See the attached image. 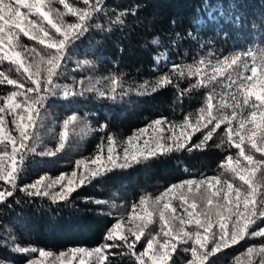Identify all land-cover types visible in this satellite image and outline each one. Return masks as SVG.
Segmentation results:
<instances>
[{
    "label": "trees",
    "instance_id": "obj_1",
    "mask_svg": "<svg viewBox=\"0 0 264 264\" xmlns=\"http://www.w3.org/2000/svg\"><path fill=\"white\" fill-rule=\"evenodd\" d=\"M46 4L61 14L65 25L83 24L86 31L66 47L60 73L54 78L57 87L70 86V94L64 97L56 95L57 87L51 93L26 92L35 86L23 68L0 56V106L6 110L3 125L14 128V120L26 121L31 134L26 143L35 149L18 146L13 158V145L0 138V158L16 172L13 185L0 180V191L12 192L0 200V264H27L38 250L59 253L101 245H118L106 249L101 264H140L137 255L157 233L155 223L146 228L134 250L122 238L106 239L126 209L184 181L187 173L218 177L247 189L227 166L229 157L242 161L229 130L239 128L250 111L239 89L241 83H250L243 72L247 54L252 55L257 75L264 63V0H88L87 4L84 0H46ZM64 4L87 9L86 20L72 15ZM219 8L225 12L223 18L213 11ZM20 11L26 14L28 10L21 7ZM28 18L48 28L51 37L62 38L42 18ZM12 40L25 66L46 79L47 57L55 49L23 33ZM162 55L165 62L157 66L156 59ZM237 56L240 59L231 64ZM8 80L23 81L24 88ZM13 92L21 104L15 111L5 106L4 99ZM250 103L258 102L253 97ZM28 105L38 108L42 119L33 115L34 122L28 121ZM209 105L215 118L209 116ZM20 115L25 120H19ZM156 120L193 124L194 130L188 131L182 148L127 167H112L88 178L64 200L53 199L51 194L58 191L54 185L41 186L38 195L27 187L41 178L47 184L51 177L70 173L109 137L124 139ZM245 128H251V123ZM210 130L212 135L206 140ZM232 140L239 142L234 132ZM242 147L254 159H264L247 139ZM255 179L257 191L263 192L261 171ZM261 229L264 217L258 216L248 231ZM175 245L167 264H189L192 241L178 239ZM261 247L264 236L248 235L211 255L204 264H264V254L251 255Z\"/></svg>",
    "mask_w": 264,
    "mask_h": 264
},
{
    "label": "snow or ice",
    "instance_id": "obj_2",
    "mask_svg": "<svg viewBox=\"0 0 264 264\" xmlns=\"http://www.w3.org/2000/svg\"><path fill=\"white\" fill-rule=\"evenodd\" d=\"M61 3H64V0H60ZM87 4L88 0H84ZM18 6H13L11 3H6L5 0H0V54L4 59L10 60L14 63L19 64L23 68L24 73L27 74L28 79L31 81L32 85L35 87L26 88V92H36L41 91L51 93L56 89V78L59 75L58 69L61 67L62 59H65L63 53L68 45H70L75 38L86 31V26L78 23H69L64 24L60 19L61 14L51 7L50 4H46V0H17ZM26 8L28 11L26 14H22L20 8ZM64 7L69 10L72 15L79 16L81 21H85L88 16L87 9H75L68 4H64ZM29 15H35L40 18L47 25H49L55 32L58 34L61 39H55L50 36L49 29L44 27L43 24L29 19ZM7 29V31H6ZM19 32H16V30ZM19 33L29 39L36 40L41 45L49 49H55V52L50 54L47 57V77L46 79L38 77L37 72L30 71L28 66H25L24 61L21 59V53L12 47L13 40L12 37L19 36ZM5 36H8V40H5ZM51 42H48V41ZM17 45L19 44L18 40L16 41ZM7 46V50H5ZM240 59L239 56L234 57L231 61V64H236ZM251 75L245 76L244 79L250 81L248 84L241 83L239 89L243 92V105L248 106L250 109L246 119H241L239 128L229 130V139L235 145V147L240 149V156L246 162L245 166H241L239 161H233L231 157L228 158V167L238 179L242 182L243 185H247V189L242 188L241 186H234L232 183L227 184L226 190L223 186L216 188L213 181L219 183L216 177H207L206 179H201L199 181H193L191 179L185 180L183 184L192 186L194 183L199 189L202 185L207 184V189L200 191L198 197L194 199H199L208 207L203 211H200L197 207V203L192 202L188 204V208L185 209L187 212L188 224L195 223L198 229L195 232L185 231L183 225L186 223L183 216L168 217L165 215V212H175V208L171 207L170 202H164L162 207L158 206V203H154L152 206V213L158 212L159 219L162 222L166 231H164V236L166 237L163 242L159 243L158 248L154 249L155 238L149 239L147 247L144 252H141L137 255V259L140 264H148L150 261L151 264H167L168 259L170 258V252L167 249H176L175 244H170L168 237L171 239H179V242H187L188 240L193 241V247L191 248V254L193 259L189 261V264H204L205 261H208L211 255H214L220 252L223 248H227L231 245L238 243L240 240L244 239L245 236H264V229H261L257 232H249L248 229L252 224L255 223L256 217H264V192L257 191V183L255 179V174L257 171H261L262 176H264V159H254L252 154H249L242 147L245 139H247L251 148L256 152H259L262 157H264V63L260 66L259 75H257L258 68L252 66L250 69ZM9 84H16L19 88H24L23 81L17 82L15 80H8ZM259 89V90H258ZM16 93L13 92L10 96L5 97V106L10 107L11 111L21 108V104L15 100ZM64 95L67 96L68 92L65 91ZM258 103H250V99L253 98ZM44 97H40L42 101ZM27 104V101H25ZM4 108H0V112H4ZM25 111L28 112V121H33V115L40 117L42 119L40 110L33 109L31 105H28L25 108ZM209 116H212L211 105H209ZM19 120H25L23 115L19 116ZM34 122V121H33ZM3 119L0 118V133H3ZM16 125L17 130L19 131V145H17V140L15 137L8 136L5 137L9 143L13 145V158L17 151V147L29 148V150L34 151V148L27 145V141L30 139L31 134L26 131V125L24 123H18L16 120L13 121ZM155 125L159 126L162 122L156 120L153 122ZM211 123V119L207 121ZM207 123L203 126L207 127ZM247 123H251V128H245ZM220 124L217 123L216 127H219ZM151 127V125H150ZM199 130V129H197ZM145 129H141L140 133H143ZM159 131V128H157ZM239 137V142L232 140V133ZM212 135L210 130L205 137L209 139ZM134 139L130 137L129 141ZM163 137H158L155 140V144L158 147H164L162 144ZM178 143L177 147L182 148L184 146L183 141L179 137L176 138ZM112 143L111 137H109V144ZM203 143V142H202ZM144 144L148 146L145 149H136L137 152L148 151V155H155L149 146V142L146 140ZM63 147V145H61ZM132 148H136L135 144H131ZM199 147V145H197ZM41 155H51V153H40ZM129 160L136 161V155H129V150L125 149L124 164H117V159L113 155V148H108L107 161L104 163L101 162V156L96 155L93 163H96L98 166L96 169L92 170V175H100L103 171L110 170L106 167L107 163H111L113 166L127 167ZM77 163H81L78 161ZM16 178L15 169H9V167L4 166L0 163V180H4L7 184H14ZM65 180L64 176L57 178L50 183L43 184V178L40 181H37L35 184L28 185V188H33L36 190V194H40L41 186L44 188H51L54 184L60 183ZM79 180L80 184L83 185L86 183L85 176H77L76 172L71 174V178L67 179L66 185L61 184L62 192L58 193L57 196L60 200H64L70 196V194L76 189L77 184L75 181ZM180 184L172 185L168 192H171L173 189L180 188ZM215 189V190H213ZM25 190V189H22ZM11 191H0V200L4 199L5 196L11 195ZM32 192H29V195H32ZM45 194H47L45 192ZM222 194V195H221ZM167 195V192L164 194ZM57 196H54L55 200ZM182 198V203L184 201L185 194L180 193ZM259 197V198H257ZM163 197H157V202L162 200ZM215 198V200H214ZM260 205V207H257ZM189 209H191L189 211ZM144 218H149L150 213L145 210ZM234 218V219H233ZM130 219H132L130 217ZM179 219L181 228L177 232L171 221ZM231 221V227H229V222ZM215 224H218L219 232L214 230ZM133 235H135L136 240L128 244L130 250H134L135 243L140 240L143 229H139V234L136 229H129ZM115 234V235H113ZM122 238L128 243L127 235H121V224L116 223L112 229L109 230L106 239ZM211 244V247L209 245ZM118 245H108L107 247H117ZM105 245L95 248L94 250L88 251L87 255L92 256L93 253L97 254V259H101V254ZM35 251V250H33ZM79 253L83 254L86 252L85 249L76 250ZM186 251H188L186 249ZM251 251V249L249 250ZM264 252V249L261 250ZM51 253H47L43 250L40 251V256H48ZM147 256V260H145ZM31 264V262H30ZM79 264H85L84 260L81 259Z\"/></svg>",
    "mask_w": 264,
    "mask_h": 264
},
{
    "label": "rangeland",
    "instance_id": "obj_3",
    "mask_svg": "<svg viewBox=\"0 0 264 264\" xmlns=\"http://www.w3.org/2000/svg\"><path fill=\"white\" fill-rule=\"evenodd\" d=\"M5 2L11 3L13 6H18L17 0H5ZM213 11L214 12L216 11V14L218 15L217 17L223 18V14L225 15V12L223 10H221L220 8L214 9ZM214 18L215 17H213L211 15V19H214ZM6 31H7V29H6ZM7 39H8V36H5L6 41H7ZM0 56H2V54H0ZM164 62H165V55L157 57V59H156V65L157 66H159L161 63H164ZM251 67H252V65L249 62H244L243 71L246 75H251V72H250ZM65 91H67L68 94H70V92H71L70 86L65 85V84L61 85V86L57 87L56 95L64 97ZM0 108H3V107L0 106ZM4 113H6V110H4V112H0V118H2V119L4 118V115H2ZM160 121L162 123L159 126L155 125L152 122L147 127L142 128V129H145V131L143 133H140L141 129H139L136 132H134L132 135H130L124 139L111 138L112 139L111 144H109V140H106L105 142H103L97 148L96 152L93 155H90L89 157H85L84 159H81L80 160L81 163H77L75 168L70 173L62 175L65 177V180L61 181L60 183L54 184L55 187H58V191L54 194H51V196L52 197L57 196L58 193L62 192L61 184L66 185L67 179L71 178V174L73 172H76L78 177L81 175L85 176L86 181L88 178L93 177L92 170L96 169L98 166L96 163H93L95 156L100 155L101 156V162L100 163H104L105 161H107L108 148L109 147L113 148V155L116 157L118 165L125 163V161H124L125 149L129 150L130 156L132 154H135L136 155V161L129 160L128 165H130L132 163L137 162L138 160L145 159L149 156H153V155H148L147 150L141 151V152L136 151V149H145L148 147L144 144V141L147 140L149 142V146H151V150L155 153V155H157L159 153H164V152L169 151L170 149L177 147L178 141L176 138L179 137L180 140L184 142L185 137L188 134V131L194 130L193 124L183 123V124L174 125V124L166 122L165 120H160ZM22 123H24L26 125V121H23ZM150 125H151V127H150ZM251 127H252V125H251ZM157 128H159V131H157ZM3 129H4V131H3V133H0V138L6 139L5 137L12 136V137H15L16 140H18L19 131L17 130L15 124H14V128L5 127L3 125ZM161 136L164 138L162 141V144L164 145V147H158L155 144V140ZM130 137H134V139L131 141V143L129 141ZM131 144H135L136 148H132ZM2 159L3 158H0V163H2L5 166V164H4L5 162ZM233 161H239L241 166H243L242 161L245 162L243 160V158H242V161L238 160V159H235ZM106 167L110 169L112 167H120V166H113L109 162L106 164ZM59 177H61V176L54 177V178L51 177V178H49V180L51 182V181L56 180ZM206 178L207 177H203V176H199V175L194 176V174L187 173V179H185V180L191 179L193 181H199L201 179H206ZM216 178L219 181V183H217L216 181H213L216 188L223 186L224 189L226 190L227 184L224 183V181H220V179L218 177H216ZM184 181L178 183L181 185L180 188L173 189L171 192H168V189L171 187L170 186V187L162 190L161 192H159L156 196L144 199L143 200L144 202L142 205L137 206V207H130V208L126 209L125 212L122 213V215H121L122 218L117 223L121 224V235L122 236L127 235L128 243H131L132 241L136 240L135 235H133L132 232L129 231V229H136L138 234H139V229L142 228L143 229V232L141 234V236H142L144 231H146V228H148L150 223H152V222L155 223L156 228H157V233L153 234L152 237L150 238V239L155 238L154 249L158 248L159 243L163 242V240L166 238L164 236V231H166L167 229L164 228L162 222L160 221L158 212L152 213V206L154 203H158V206L162 207V204L164 202H170L171 207L175 208V212L174 213L165 212L166 216H168V217L183 216L185 218V221H186V223L183 225L185 231H191V232H195L197 230L202 231V229L197 228L195 223H192V224L187 223L188 216H187V212H185V209L188 208L189 203H192V202H194V200H197V199H194V197H198L200 191L207 189V184L202 185L198 189L196 187L195 183L190 187L188 185L183 184ZM75 183L77 184L76 188H78L81 185L79 180L75 181ZM234 186H236V185H234ZM213 190H215V189H213ZM166 192H167V195H164ZM181 192H183L185 194V197H184L185 202H183V203H182V198L180 196ZM157 197H163V198H162V200L157 202V199H156ZM57 198H58V196H57ZM214 200H215V198H214ZM195 203H197V207L200 211H203L205 208L208 207L202 201H199V203L198 202H195ZM145 210H147L151 214L149 218H144L143 214H144ZM190 210L191 209H189V211ZM130 217L132 219H130ZM171 223H172L173 228L177 232H179V230L181 228L180 220L175 219V220H172ZM214 230L216 232L219 231L218 224H215ZM113 235H115V234H113ZM114 239H120V238H114ZM168 239L170 241V244H175L178 241V238L177 239H171V237H168ZM190 241H192V240H190ZM192 243H193V241H192ZM107 246L108 245H105V247L102 250V253L99 254L102 257L101 259H97V254H95V253H93L92 256H88L87 252L91 251L90 249L89 250L85 249L86 252L83 254L76 251L79 249H71L70 251H62L59 253H53V252L45 251L47 253H51V255L44 256V257L40 256L41 250H38L37 257L30 262H31V264H79L80 260L83 259L85 264H101L105 260L106 255H107V253L105 252L106 249L109 248ZM146 247H147V244L144 246V248L141 252H144ZM262 249H264V247L254 249L251 252V255H253V257H256L259 254H264V252L261 251ZM92 250H94V249H92ZM167 250L169 252L171 251L170 248ZM144 259L147 260V256H145ZM192 259H193V257L191 255V260ZM30 262H28L27 264H30ZM148 264H151V262L149 261Z\"/></svg>",
    "mask_w": 264,
    "mask_h": 264
}]
</instances>
